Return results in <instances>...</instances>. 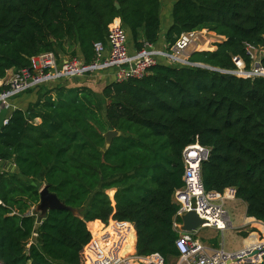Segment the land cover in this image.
<instances>
[{"label":"trees","instance_id":"1","mask_svg":"<svg viewBox=\"0 0 264 264\" xmlns=\"http://www.w3.org/2000/svg\"><path fill=\"white\" fill-rule=\"evenodd\" d=\"M160 10V0H0V80L46 53L71 50V57L93 62L94 45L107 48L115 22L136 51L154 45ZM202 30L223 38L214 51L190 54L204 67L160 62L140 80L105 84L101 95L64 81L27 92H36V101L13 110L0 128V161L19 172L0 168L2 264H85L87 225L109 220L133 227L126 255L178 259L173 195L183 186L182 151L195 143L209 150L201 165L205 191L235 190L246 217L264 223V77L219 72L233 70L234 57L250 68L246 44L264 48V0H173L166 43ZM211 37L199 34L195 45ZM109 131L118 136L106 146ZM44 186L80 214L51 210L35 227L29 204L39 202ZM250 222L264 233V225ZM34 231L37 243L29 244ZM240 233L245 248L264 245L257 234ZM210 244L218 248V238Z\"/></svg>","mask_w":264,"mask_h":264},{"label":"built area","instance_id":"2","mask_svg":"<svg viewBox=\"0 0 264 264\" xmlns=\"http://www.w3.org/2000/svg\"><path fill=\"white\" fill-rule=\"evenodd\" d=\"M199 34L208 32L202 30L182 33L172 45L163 49L144 43L140 50L130 54L126 30L120 22H115L107 31V48L101 44L94 45L93 62L85 64L77 57L60 59L54 53H46L30 58L29 67L17 70L0 80V109H13L14 99L38 87L82 78L88 74L110 73L115 82H123L129 79H142L151 67L160 62L171 66L204 67L189 59L191 54L189 49L196 46L194 40ZM244 47L251 60L250 68L246 69L244 62L234 57L232 62L235 68L219 72L250 80L264 77V67L261 63L264 51L260 49L261 47L248 44ZM257 50L261 52L259 58L254 55L257 54ZM8 118L2 121L0 128L7 125ZM208 155L209 150L198 143L188 145L182 151L183 186L173 195V200L178 205L173 222V228L179 234L175 241L179 255L177 264H260L264 258L263 253L250 258L246 256L245 260L234 262L236 257L246 255L250 250L245 248V251L239 253H227L223 250V245L220 249L208 247L198 238V232L203 229H213L219 234L224 230L235 229L225 209V202L235 200V190L226 189L224 193L219 194L206 192L204 189L201 165L207 160ZM192 210L203 221V225L192 233H183L179 230L181 222H176V219ZM28 215L36 218L35 227L41 223L38 213L28 212ZM90 226L92 225H87L91 240L83 251L85 264H165L162 256L157 253L146 257L126 255V246L133 232L130 223L109 220L105 227L91 229ZM37 236L34 231L29 244H32L31 239ZM262 246L264 245L255 248L259 249Z\"/></svg>","mask_w":264,"mask_h":264},{"label":"rangeland","instance_id":"3","mask_svg":"<svg viewBox=\"0 0 264 264\" xmlns=\"http://www.w3.org/2000/svg\"><path fill=\"white\" fill-rule=\"evenodd\" d=\"M160 4H161V10H160L161 26H160V30H163L166 25L170 24L171 9H172V5H173V0H160ZM214 38L216 39V37H211L209 43L205 44L201 47L193 46L192 48L189 49V51H191L190 53H192L193 51H206L207 47L209 48V46L214 45V42H215V41H213ZM129 45L131 46V41H130V37L128 35L127 47ZM128 49H129V47H128ZM260 49H262V51H264V48H260ZM256 52H257V54H254V55H256V57L259 58L261 56V52H259V50H257ZM103 74H106V73H103ZM100 75L101 74H90V75L88 74L87 76L82 77V78H74V79L66 80V81H64V84L67 86L86 85V86L90 87L92 90H94L97 95H101V90L104 87V83L97 81V80H100V79H98ZM233 203H234V201L233 202H231V201L225 202V209L227 210V212L230 216V219L233 222V227L236 228V223H235L233 213H232L231 208H230V205ZM36 206H37V204H35V205L29 204L30 209L28 210V212H33L35 214L36 213ZM233 209L237 210L238 206H236V205L234 206V204H233ZM76 213L79 215L80 211L79 212L76 211ZM38 216H40L39 213H38ZM251 230H254V229L247 228L243 231L241 229L240 230L232 229V230L226 231L223 234H219L217 231H215L213 229H203V230H200L198 232V238H200V240L205 245H207L208 247L209 246L212 247L210 244V240L217 237L218 238V248H216V249H220L223 245L226 251L235 252L237 250H240L242 248V246H244L243 238L240 236V234H241L240 232L248 233V235L245 239H247L251 234H257L259 241L264 240V233H262L260 231L261 229L255 230V233L251 232ZM36 240H37V237H33L31 239V241L33 243H37ZM261 245L262 244H257L254 246V248L248 249V250H250L249 254L253 253L254 250H256L255 247H259ZM212 248H214V247H212ZM177 263H178V259H171L169 261V264H177Z\"/></svg>","mask_w":264,"mask_h":264},{"label":"crops","instance_id":"4","mask_svg":"<svg viewBox=\"0 0 264 264\" xmlns=\"http://www.w3.org/2000/svg\"><path fill=\"white\" fill-rule=\"evenodd\" d=\"M170 25H171V21H170V24L166 25L163 30H160V35H159L158 42L156 44H154V47H156L157 49H163V48H166L168 46V44L165 41V33H166V31H167V29L169 28ZM208 34L211 35L212 37H216V39L214 38V40H213V41H215L214 44L223 39V38L217 37L213 33H208ZM128 47H129L128 50H129L130 54H132L134 51H136L133 48L132 44H131V46L129 45ZM206 49H207L206 51H214L215 50V46L214 45L213 46H209V48L207 47ZM70 53H71V50H64L63 52H56L55 55L58 58H60V59H66V58L71 57ZM76 54L80 55L78 49L76 50ZM12 73H13L12 70L8 71L5 78L9 77ZM98 79H100V80H97V81L98 82H103L104 85L113 81V77H112L111 74H101ZM57 85L58 84H51V85H48L46 87L48 89H50V88H53V87H55ZM64 86H66L68 88L81 87V86L88 87L86 85L67 86L65 84H64ZM88 88H90V87H88ZM36 98H37L36 92H31V93H28V94L26 93V94L21 95V96H19L16 99L13 100V103H12L13 109H11V110H2V109H0V126L2 124V121L5 118L9 117L13 110H16V109L25 110L30 103H34L36 101ZM37 122H39V121H37ZM10 164H13V163H10ZM233 201H234V203H233L234 206L235 205L238 206V209L234 210L233 209V204L230 205V208H231V211L233 213V217H234V220H235V223H236V228H235L236 230H240L241 229L243 231V230H245L247 228H252L254 230H257L258 228L255 227L253 224H251V222H250L251 220H253L255 223H258V224L260 223V224L264 225V223L258 222V221H256L253 218L246 217V215H245V204L244 203H242L241 201L236 200V199L235 200H231V202H233Z\"/></svg>","mask_w":264,"mask_h":264},{"label":"water","instance_id":"5","mask_svg":"<svg viewBox=\"0 0 264 264\" xmlns=\"http://www.w3.org/2000/svg\"><path fill=\"white\" fill-rule=\"evenodd\" d=\"M116 136H118V133L116 132H112V131L107 132L105 134L106 146H109L112 141V138ZM0 168L8 172H13L15 174L19 173L15 165L10 164V163H3L0 161ZM51 210L71 211L74 215L78 216L75 210H72L71 208L64 206L58 200V198L54 194H51L48 191L47 187L44 186L39 191V202L37 203V206H36V213L40 214L39 219H41L48 213V211H51ZM180 220H181V226L179 230L183 233H192L203 224V221L196 215V213L193 210L184 214L180 218ZM260 253L264 254V246L260 247L259 249L254 250V252L251 253V255L255 256ZM246 254L248 257L249 253L247 252ZM245 259H246L245 255H242L240 257H236L234 259V262H239Z\"/></svg>","mask_w":264,"mask_h":264},{"label":"bare ground","instance_id":"6","mask_svg":"<svg viewBox=\"0 0 264 264\" xmlns=\"http://www.w3.org/2000/svg\"><path fill=\"white\" fill-rule=\"evenodd\" d=\"M202 225H203V224H202ZM202 225H201V226H202ZM201 226L198 227L197 229H200ZM255 227H256V226H255ZM257 228H258V227H257ZM258 229H259V228H258ZM262 231H263V230H262ZM225 232H226V231L224 230V231L222 232V234L225 233ZM263 232H264V231H263ZM253 245H254V244H253ZM248 246H249V245H248ZM250 246H252V245H250ZM245 247H247V246H245ZM245 247H242V248H245ZM223 250H224V249H223ZM225 252L230 253L229 251H226V250H225Z\"/></svg>","mask_w":264,"mask_h":264}]
</instances>
